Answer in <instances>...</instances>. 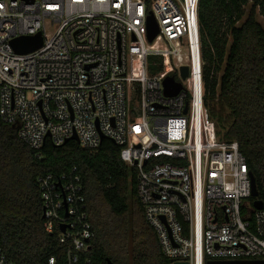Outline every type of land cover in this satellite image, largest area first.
Returning <instances> with one entry per match:
<instances>
[{
	"label": "built area",
	"instance_id": "1",
	"mask_svg": "<svg viewBox=\"0 0 264 264\" xmlns=\"http://www.w3.org/2000/svg\"><path fill=\"white\" fill-rule=\"evenodd\" d=\"M199 5L0 0V118L37 153L75 135L90 152L105 140L119 147L170 264L264 261V210L253 208L246 159L237 142L218 138L204 108ZM150 18L159 31L151 42ZM38 34L39 49L15 51V40ZM168 78L182 86L176 96L165 94ZM38 183L44 228L65 250L46 264H94L77 168ZM0 264H16L1 245Z\"/></svg>",
	"mask_w": 264,
	"mask_h": 264
},
{
	"label": "trees",
	"instance_id": "2",
	"mask_svg": "<svg viewBox=\"0 0 264 264\" xmlns=\"http://www.w3.org/2000/svg\"><path fill=\"white\" fill-rule=\"evenodd\" d=\"M264 0H200L203 103L218 138L237 142L264 205ZM77 168L86 197L94 264H170L148 225L136 170L105 140L96 152L70 141L40 153L0 118V245L16 264H46L65 252L44 228L38 180ZM264 210V208H263ZM245 212V211H244Z\"/></svg>",
	"mask_w": 264,
	"mask_h": 264
},
{
	"label": "water",
	"instance_id": "3",
	"mask_svg": "<svg viewBox=\"0 0 264 264\" xmlns=\"http://www.w3.org/2000/svg\"><path fill=\"white\" fill-rule=\"evenodd\" d=\"M148 31H149V41H153L155 37L159 34V31L154 23L153 18L149 19L148 22ZM15 51L19 54H28L42 46V35L38 34L34 37H23L13 42ZM183 78L185 79L188 76V68H183ZM165 94L167 97L176 96L182 86L178 83H175L172 78H168L164 81ZM72 140L78 142V138L75 135L72 137ZM67 141L65 144H67ZM251 183H252V198L258 197V190L256 186V180L253 175L250 173ZM254 210L261 211L264 208V205L261 201L255 200L253 202ZM44 212V210H43ZM44 217V216H43ZM64 232V227L62 228ZM107 264H112L110 261H107ZM176 264H187V263H176ZM207 264H264V261H247V262H225V261H209Z\"/></svg>",
	"mask_w": 264,
	"mask_h": 264
},
{
	"label": "rangeland",
	"instance_id": "4",
	"mask_svg": "<svg viewBox=\"0 0 264 264\" xmlns=\"http://www.w3.org/2000/svg\"><path fill=\"white\" fill-rule=\"evenodd\" d=\"M250 1H252V0H250ZM258 21L264 26V18H262L261 16H258ZM176 77H177L178 80H181L179 75H177ZM128 97L130 98V96H128ZM133 100H134V98H133ZM135 106H136V102L133 101L132 102V107H135Z\"/></svg>",
	"mask_w": 264,
	"mask_h": 264
}]
</instances>
